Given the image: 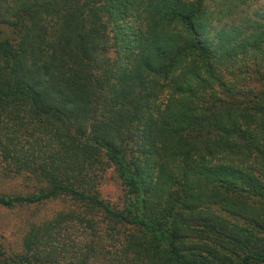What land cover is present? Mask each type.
<instances>
[{
  "label": "trees",
  "instance_id": "16d2710c",
  "mask_svg": "<svg viewBox=\"0 0 264 264\" xmlns=\"http://www.w3.org/2000/svg\"><path fill=\"white\" fill-rule=\"evenodd\" d=\"M0 162V264H264V0H0Z\"/></svg>",
  "mask_w": 264,
  "mask_h": 264
},
{
  "label": "rangeland",
  "instance_id": "374dc122",
  "mask_svg": "<svg viewBox=\"0 0 264 264\" xmlns=\"http://www.w3.org/2000/svg\"><path fill=\"white\" fill-rule=\"evenodd\" d=\"M117 48H111L109 56L114 57ZM0 162V194L29 195L44 187L28 173H7ZM101 198L114 206H120L124 195L122 184L114 169L108 168L98 185ZM77 209L67 196H57L38 203L18 204L10 207L0 205V244L12 251H18L21 240L30 223L47 220L62 210Z\"/></svg>",
  "mask_w": 264,
  "mask_h": 264
}]
</instances>
